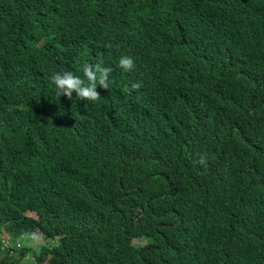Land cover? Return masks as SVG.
<instances>
[{"label":"trees","instance_id":"1","mask_svg":"<svg viewBox=\"0 0 264 264\" xmlns=\"http://www.w3.org/2000/svg\"><path fill=\"white\" fill-rule=\"evenodd\" d=\"M101 60L99 101L56 95ZM28 249L264 264V0H0V264Z\"/></svg>","mask_w":264,"mask_h":264},{"label":"clouds","instance_id":"2","mask_svg":"<svg viewBox=\"0 0 264 264\" xmlns=\"http://www.w3.org/2000/svg\"><path fill=\"white\" fill-rule=\"evenodd\" d=\"M119 66L125 72H130L135 67L134 60L131 57L122 56L119 60ZM111 72L112 69L103 66V61L101 60L96 63H85L83 65V78L71 71H62L53 73L50 79L55 86L58 97L63 95L68 99H72L73 92H75L76 97L79 99L95 102L99 101L101 96L100 92L97 91L98 84L102 88L109 90ZM140 86L141 84L136 82L131 85L132 89H139ZM199 162L207 168L206 157L202 156Z\"/></svg>","mask_w":264,"mask_h":264},{"label":"rangeland","instance_id":"3","mask_svg":"<svg viewBox=\"0 0 264 264\" xmlns=\"http://www.w3.org/2000/svg\"><path fill=\"white\" fill-rule=\"evenodd\" d=\"M21 242V245L23 247H28V248H31V247H34L37 249L38 244V238L36 236H30V235H27L23 238H21V240H19ZM3 242V245L5 246L6 245V240L5 241H2ZM146 240L145 239H135L134 240V244L139 246L143 243H145ZM10 242L7 241V245H9ZM20 246V247H22ZM40 250H38L37 252H39ZM21 264H51L49 261H45L44 263H40V262H37L36 260V256L31 254L30 253V249H28V252H27V255H26V258H25V261L22 262Z\"/></svg>","mask_w":264,"mask_h":264}]
</instances>
